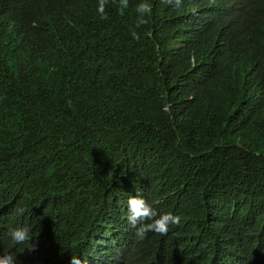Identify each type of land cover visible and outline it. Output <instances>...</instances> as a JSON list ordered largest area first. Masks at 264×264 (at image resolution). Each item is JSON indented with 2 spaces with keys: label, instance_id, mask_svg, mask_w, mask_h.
<instances>
[{
  "label": "trees",
  "instance_id": "16d2710c",
  "mask_svg": "<svg viewBox=\"0 0 264 264\" xmlns=\"http://www.w3.org/2000/svg\"><path fill=\"white\" fill-rule=\"evenodd\" d=\"M89 1L85 21L60 26L65 8ZM192 1L143 0L151 13L137 27L142 0H128L124 15L120 0H106L104 16L99 0H0V256L193 264L185 259L217 238L200 227L229 212L264 222V46L240 45L236 59L200 69L220 42L188 12ZM189 32L197 54L182 43ZM130 196L180 224L135 237ZM24 225L32 240L14 243L8 230ZM246 230V264H264L262 235ZM197 264L224 263L207 250Z\"/></svg>",
  "mask_w": 264,
  "mask_h": 264
},
{
  "label": "clouds",
  "instance_id": "9594fccd",
  "mask_svg": "<svg viewBox=\"0 0 264 264\" xmlns=\"http://www.w3.org/2000/svg\"><path fill=\"white\" fill-rule=\"evenodd\" d=\"M7 3L14 4L17 0H4ZM163 3L172 4L175 3L179 8L181 0H162ZM92 1L83 3L81 5H71L65 8L63 13L58 17L60 26L68 20V26L70 21L83 22L85 21L83 14L87 12L92 6ZM106 0H99L98 12L101 16L105 15ZM128 7V0H120V15H124V9ZM136 12L139 14L137 18L136 26L147 24L148 21L145 16L151 13V5L147 2L139 3L136 6ZM188 12L191 14H199L205 17L212 25V32L217 35L220 42L219 46L213 48L215 56L209 59L203 60L200 65L202 69L206 64L215 59H236L241 50H237L240 45L247 48L264 46V0H193L188 7ZM230 20H235L236 24L231 25ZM134 38H137V33H132ZM263 35V36H262ZM186 38L191 43H187L182 40L185 47L191 50L193 54L199 53L201 47L199 45L198 36L189 32ZM246 38L249 39L246 40ZM216 66V65H215ZM210 66L206 72V76L209 75L215 68ZM192 167L186 172L190 174ZM185 172V173H186ZM182 174V176L185 175ZM135 195V194H134ZM0 202V213L6 208L5 205ZM100 211L101 208H97ZM128 222L132 227L136 228V236L142 238L149 237H161L166 235L169 231V225H179L180 216L173 215L172 213L159 214L156 210L146 202L145 199L136 196H130L128 199ZM231 213V212H229ZM229 213H225L224 217L218 222L207 224L200 227L202 237L205 236V232L209 229L217 231V238L215 246L210 248L209 242H202V247L198 248L199 252L193 257H188L185 260L197 264L199 263V257L210 250V252L220 259L224 264H246L248 257L252 254L253 248L251 246V235L247 233L248 227H253L254 232H260L262 235V242L264 243V222L257 221L250 214L249 217H244L240 221L234 220ZM214 215L210 214L207 222L215 219ZM221 223L218 225L217 223ZM231 221V223H230ZM233 224L242 225L236 227ZM210 231V230H209ZM31 227L28 225L10 228L8 234L12 241L17 244L30 242L32 240ZM30 251L35 250V245H31ZM215 251V252H214ZM214 252V253H213ZM82 255L87 254L86 248H81ZM184 260L180 261V264ZM0 264H16L15 258L11 255L0 256ZM69 264H114L112 261L105 258L103 255H93L89 253L84 260H81L76 255L71 256Z\"/></svg>",
  "mask_w": 264,
  "mask_h": 264
}]
</instances>
